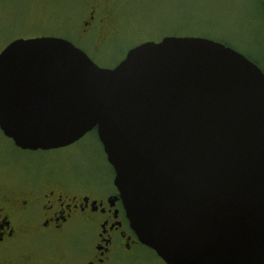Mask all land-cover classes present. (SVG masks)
Here are the masks:
<instances>
[{"label":"water","instance_id":"water-1","mask_svg":"<svg viewBox=\"0 0 264 264\" xmlns=\"http://www.w3.org/2000/svg\"><path fill=\"white\" fill-rule=\"evenodd\" d=\"M0 128L29 150L96 128L131 226L167 264H264V71L234 47L165 35L103 67L66 38L15 39Z\"/></svg>","mask_w":264,"mask_h":264},{"label":"flooded vegetation","instance_id":"flooded-vegetation-1","mask_svg":"<svg viewBox=\"0 0 264 264\" xmlns=\"http://www.w3.org/2000/svg\"><path fill=\"white\" fill-rule=\"evenodd\" d=\"M30 1L32 13L43 14L40 21L46 18L66 25L79 13L83 23L80 34L94 31L95 44L119 24L110 0L77 4L70 0ZM9 9L4 6L2 15ZM43 31L32 37L68 39ZM103 152L109 176L105 169L97 173L71 171L63 162L29 163L23 169L17 164H1L0 264H167L131 226L114 183L115 170Z\"/></svg>","mask_w":264,"mask_h":264},{"label":"rangeland","instance_id":"rangeland-1","mask_svg":"<svg viewBox=\"0 0 264 264\" xmlns=\"http://www.w3.org/2000/svg\"><path fill=\"white\" fill-rule=\"evenodd\" d=\"M110 1L119 15V24L112 34L104 40L98 38L95 44L94 31L80 34L83 23L79 13L74 22L66 25L46 18L40 21L43 14L36 10L32 13L30 0H0V52L15 39L31 38L37 31L45 30L67 37L97 64L113 67L131 47L145 40L196 35L231 45L264 71V0ZM83 2L70 0L71 4ZM6 5L10 9L2 15L1 9ZM68 9L70 13L72 7ZM46 21L48 24L44 25ZM41 162H63L79 173L105 169L109 176L111 171L95 128L74 143L48 150L22 149L0 129V166L17 164L23 169L24 164Z\"/></svg>","mask_w":264,"mask_h":264},{"label":"trees","instance_id":"trees-1","mask_svg":"<svg viewBox=\"0 0 264 264\" xmlns=\"http://www.w3.org/2000/svg\"><path fill=\"white\" fill-rule=\"evenodd\" d=\"M95 130H96V128H95ZM14 142V141H13ZM28 150V149H27Z\"/></svg>","mask_w":264,"mask_h":264}]
</instances>
